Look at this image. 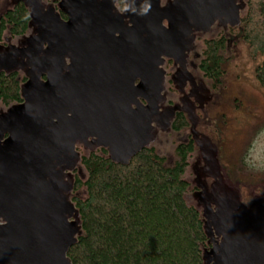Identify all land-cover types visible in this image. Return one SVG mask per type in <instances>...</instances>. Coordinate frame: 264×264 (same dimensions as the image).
Masks as SVG:
<instances>
[{
	"label": "rangeland",
	"instance_id": "1",
	"mask_svg": "<svg viewBox=\"0 0 264 264\" xmlns=\"http://www.w3.org/2000/svg\"><path fill=\"white\" fill-rule=\"evenodd\" d=\"M17 0H0V14ZM31 13L24 36L11 37L5 32L0 42V71H17L27 82L21 87L26 97L34 86L45 81L41 68L49 55L45 44L38 42L41 26L35 15H51L58 24L81 6L89 4L131 30L126 16L125 0H22ZM187 0H156V12L167 34L177 41L171 55L161 58L156 70V89L148 99L135 97L130 104L140 111L147 127L145 147H153L170 166L176 160L175 148L190 136L194 153L188 160L184 179L193 191L186 202L201 214L211 245L204 253L206 264H219L223 249L239 247L247 240L264 239V89L255 81L254 69L261 58L252 60L248 45L241 41L239 20L247 13L248 0H229L237 11L234 20L217 17L208 26L191 19ZM187 17V18H185ZM115 37L118 34H114ZM224 36L223 56L229 59L220 86L213 91L204 78L199 63L206 42ZM145 38L143 33L139 41ZM61 86L74 83L71 56L61 67ZM138 81L135 85H137ZM23 106L0 103V147L8 136L3 123L23 115ZM181 112L188 126L179 131L170 128L174 115ZM91 136L77 138L73 151L53 163L46 181L52 185V198L63 210L72 226V241L79 232L78 220L70 198H84V192L73 193L75 176L84 179L80 158L101 148ZM3 220H0L2 223ZM228 250V249H227Z\"/></svg>",
	"mask_w": 264,
	"mask_h": 264
},
{
	"label": "water",
	"instance_id": "2",
	"mask_svg": "<svg viewBox=\"0 0 264 264\" xmlns=\"http://www.w3.org/2000/svg\"><path fill=\"white\" fill-rule=\"evenodd\" d=\"M125 2L128 31L89 4L62 24L51 15H35L41 26L37 40L46 45L49 59L41 68L43 85L23 98V115L3 123L8 136L0 147V264H70L72 226L45 177L55 161L73 151L77 138L94 137L117 163L145 147L143 115L130 104L154 93L160 60L172 54L177 38L165 32L156 0ZM186 2L195 9L191 19L203 26L217 17L237 16L229 0ZM207 3L199 18L195 11L202 12ZM68 55L77 79L61 86ZM223 250L219 264H264V239Z\"/></svg>",
	"mask_w": 264,
	"mask_h": 264
},
{
	"label": "trees",
	"instance_id": "3",
	"mask_svg": "<svg viewBox=\"0 0 264 264\" xmlns=\"http://www.w3.org/2000/svg\"><path fill=\"white\" fill-rule=\"evenodd\" d=\"M51 1V0H47ZM61 0H54L57 4ZM247 13L239 20L241 41L248 45L252 60L261 58L254 69L258 86L264 89V0H248ZM60 16L66 21L64 14ZM31 13L22 0L0 14V42L5 32L24 36ZM226 39L219 36L206 42L199 69L220 86L229 59L223 56ZM44 79V76H42ZM27 82L17 71H0V103L21 105V87ZM188 126L181 112L170 128ZM189 136L175 148L176 160L166 158L153 147H144L124 163L114 162L108 150L99 148L80 158L84 179L75 176L72 196L79 232L69 246L70 264H206L205 251L211 247L201 214L185 200L193 191L184 179L188 160L194 153Z\"/></svg>",
	"mask_w": 264,
	"mask_h": 264
},
{
	"label": "flooded vegetation",
	"instance_id": "4",
	"mask_svg": "<svg viewBox=\"0 0 264 264\" xmlns=\"http://www.w3.org/2000/svg\"><path fill=\"white\" fill-rule=\"evenodd\" d=\"M217 1V0H216ZM217 3V2H216ZM210 7V4L209 3H207L206 4V7H204L203 9H202V12L201 11H199L198 9L195 11V13H196V15L200 18V16H202L203 14H205L206 12H207V9ZM125 8H126V4H125ZM195 10V9H194ZM193 10V11H194ZM227 19H229V20H231L232 18H231V16H227ZM163 24V23H162ZM193 140V139H192ZM193 143H194V141H193Z\"/></svg>",
	"mask_w": 264,
	"mask_h": 264
}]
</instances>
